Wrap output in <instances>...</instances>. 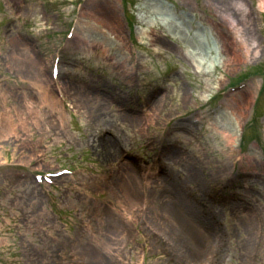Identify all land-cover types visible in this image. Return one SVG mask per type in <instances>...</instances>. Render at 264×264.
I'll list each match as a JSON object with an SVG mask.
<instances>
[{
	"label": "rangeland",
	"instance_id": "1",
	"mask_svg": "<svg viewBox=\"0 0 264 264\" xmlns=\"http://www.w3.org/2000/svg\"><path fill=\"white\" fill-rule=\"evenodd\" d=\"M76 4L0 0V264H144V256L145 264H182L162 227L155 225L159 214L152 212L167 206L162 184L171 178L181 179L180 192L201 223L218 229L202 247L198 264L213 246L220 247L217 241L224 250L216 264H249L258 231L251 264H264V93L253 107L262 77L227 91L252 72L264 73V0H130L124 8L130 30L119 2H93L74 40L67 42L64 35L77 16ZM234 5L244 10L236 11ZM105 12L117 24L115 35L101 19ZM174 27L179 34L170 31ZM150 30L160 35L159 42H149ZM225 31L232 60L223 69L220 36ZM117 35L122 43L115 41ZM124 42L138 59L131 98L123 90L127 80L111 68L112 57L124 65ZM56 54L62 55L57 85L49 78ZM170 69L176 73L166 82L163 74ZM162 84L166 94L158 90ZM56 88L63 102L57 100ZM148 92L165 96L171 114L166 111L154 122L155 110L144 108L122 126L112 95L121 96L124 107L138 109L141 101L135 94ZM220 92L223 97L216 102L224 109L217 118L176 132L208 111L207 101ZM82 94L91 95L95 105L83 107ZM238 105L245 109L237 118L240 129L250 124L252 129L244 138L234 137L231 151L213 129V119L236 127ZM124 126L128 129L115 141L98 142L110 140ZM167 147L171 151L161 154ZM196 159L202 162L200 177L207 181L205 176L213 174L216 179L197 192L194 184L183 182L187 163L196 164ZM126 164L133 167L128 174L134 175V186L123 189ZM161 164L164 175L154 178L152 172ZM60 169L73 174L49 187L17 177L20 171ZM210 207H215L213 217ZM236 212L242 219H232ZM255 215L262 217V225L248 221ZM243 219L247 222L240 223ZM242 226L247 228L245 244Z\"/></svg>",
	"mask_w": 264,
	"mask_h": 264
},
{
	"label": "bare ground",
	"instance_id": "2",
	"mask_svg": "<svg viewBox=\"0 0 264 264\" xmlns=\"http://www.w3.org/2000/svg\"><path fill=\"white\" fill-rule=\"evenodd\" d=\"M236 11L240 10V8L237 5L232 6ZM241 11V10H240ZM164 14V13H163ZM101 16L103 18H101L104 22H105V26L110 30V33H112V35H115L117 33L116 31V27L117 24L116 22L113 21L112 17L110 16L109 12H105L104 14H101ZM153 30H150L151 33V37L149 39V42H159L160 39V35L158 36L157 34H153L152 33ZM170 31L172 33H176L179 34L177 32V27L174 28H170ZM228 33L222 32L221 33V54L224 55V60L222 62V67L223 69H225V67L231 62L232 58L230 57V55L228 54V49H227V44H226V38H227ZM84 42H86L84 39H82ZM115 41L116 42H121V40H119V36H115ZM121 47H123V44L121 45ZM121 49V48H120ZM226 52V53H225ZM127 53V51L125 50V54ZM102 56H104L105 58L107 56L106 52L105 55L103 54L102 51ZM110 57V56H109ZM112 61V65L111 68H113V70L115 71V74L118 77H121L125 80H127L126 82V86L123 89L124 91H126L128 97L129 96V91L132 89V85L131 80L132 78H136V73L137 70L136 68L132 67V62L131 60L127 57L124 59V65H121V63L115 62L114 57L111 58ZM130 67H127L126 64ZM207 88L205 89L206 92L210 91V87L206 86ZM160 88V86L158 87ZM71 90H79L76 89L74 87L71 88ZM161 90V89H158ZM84 97L82 99V106H87V105H95V103L93 101H89L88 94H82ZM154 96V92H148L146 94V96L142 97L141 96V104L139 106L138 109H132V108H128V107H124L123 103L124 101L122 100L121 96L119 95H112V100H114L119 106L115 109V113H117L119 120L118 122L123 126L124 124H127V121L129 120L130 122L133 121L136 118V114L137 113H141L139 112L144 110V108L146 109L145 111H149L151 112V109L155 110V112H153L155 119L157 121H160L159 119H161V115L162 113H169L171 114L170 110H168V105H166L167 102V98L165 96H157V97H153ZM153 97V98H152ZM131 98V97H130ZM239 106V105H238ZM243 110L242 107H238V110L235 111V115H236V123L238 121V119H241V115L240 112ZM167 111V112H166ZM152 114V115H153ZM61 118V117H60ZM217 118V117H216ZM213 119V125H214V130H218L219 134L223 137L224 141L226 142V146L230 147L232 146L234 140H233V135L229 136L230 134H232L233 130L235 129V125L233 123H227V121L221 119V117L219 119H221V121L217 122V119ZM238 118V119H237ZM155 121V122H157ZM181 127V126H179ZM128 128L124 126V129H120L117 128V132L112 135L109 139L110 140H104V139H100L98 142L102 143V144H109L111 141H115V138H117L118 136H120L121 132L126 131ZM188 129V128H187ZM171 150H167V153L170 152ZM110 155H112L111 153H109ZM242 162V161H241ZM248 162V160H247ZM129 166V165H126ZM202 166V162L196 159V164H189L187 163V172H186V176L183 179L186 180V182L188 184H194V188L195 191L197 192L198 189L201 190V188L204 186V184H208L212 186V183H214L216 181L215 178H213V174L212 176L210 175H206L205 178H209V180L205 181L204 178L200 177V175L198 174V167ZM130 167V166H129ZM129 167H126V173L123 174L125 178V182L126 184L122 185L121 187L123 189H127V188H132L133 183H134V175H129L128 173L133 172V170H130ZM212 180V181H211ZM163 182V181H162ZM164 184H162V189H164L166 191V202L165 204H167L166 207H161V211L160 210H152V212L154 213H158L159 216L156 217V219L154 220V222L156 223L155 225H157L158 227H162V230L164 231V235H165V239L171 243V246L173 249H175L176 254H179V259L180 261H182V264H198L199 260H200V253L202 250V247L209 243L211 240H213V234L216 235L218 232V229L213 227L212 225H208L207 223L202 224L201 223V219H199V217L197 216L198 213L193 209V207H190V205L188 204V201L185 199L184 195L182 194V192H180L181 189V179L178 180H173L172 178L170 179L169 182H163ZM217 187V184L215 186L212 187L215 188ZM212 209H215V207H210L208 209L209 213H211V216H214V213L212 215ZM207 211V210H206ZM244 213V214H243ZM242 216L246 217L247 220V213L242 211ZM231 215V214H229ZM232 216H234L235 218L232 219H242L240 217V214L233 213ZM253 216V215H252ZM255 221L258 225L261 224L262 225V217H259L257 215H255L254 217H250L248 219ZM246 220H241L240 223H246ZM242 231V240L241 243L245 244V242L248 241V237L245 238V236L247 235V233H245V231L247 230L246 227L242 226L241 227ZM244 231V232H243ZM252 231V230H251ZM260 231H258L259 233ZM257 234H255V238L257 237ZM262 233V232H261ZM217 245H222L223 243L217 241L214 242ZM254 246V243H252V246L249 249V254L248 257L250 256V252L252 250ZM182 254V255H181Z\"/></svg>",
	"mask_w": 264,
	"mask_h": 264
}]
</instances>
